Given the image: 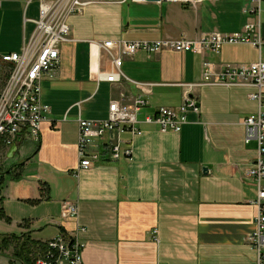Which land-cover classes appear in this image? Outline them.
Returning <instances> with one entry per match:
<instances>
[{"label":"crops","instance_id":"0c3cea01","mask_svg":"<svg viewBox=\"0 0 264 264\" xmlns=\"http://www.w3.org/2000/svg\"><path fill=\"white\" fill-rule=\"evenodd\" d=\"M0 1V55L20 53L35 30L39 3ZM251 6L250 0H98L69 19L70 41L61 48L60 67L42 82V101L51 113L41 140L23 143L13 158L11 148L4 150L0 264H25L17 252L18 243L27 240L34 243L28 254L33 261L60 234L84 244L83 264L256 263L248 238L259 214L258 189L247 173L258 153L256 142H245L243 120L259 112L250 98L257 89L198 85L205 62L217 74L264 61V47L225 45L219 54L139 53L127 58L122 70L146 84L143 92L128 82L97 85L93 43L192 40L259 23L264 38L263 7L259 18L246 13ZM139 94L149 100L139 115L142 134L122 136L131 156L113 161L101 149L99 162L79 169L78 117L107 119L111 100L130 103ZM187 97L197 100L200 114L190 112L181 133L145 124L147 116L177 109ZM64 203L79 205L77 219L62 218Z\"/></svg>","mask_w":264,"mask_h":264},{"label":"built area","instance_id":"2783aa9c","mask_svg":"<svg viewBox=\"0 0 264 264\" xmlns=\"http://www.w3.org/2000/svg\"><path fill=\"white\" fill-rule=\"evenodd\" d=\"M39 3V18L34 22L35 30L23 45L20 53L0 55V69L8 72V78L0 92V168L4 150H9L18 136L41 140L42 126L51 113V108L42 101V82L58 70L61 63V48L69 42V19L82 15L85 8L98 0H33ZM127 1V0H124ZM140 2L142 0H133ZM166 1V0H162ZM188 4L191 0H173ZM252 6L246 13L261 17L264 0H250ZM1 7V1H0ZM259 24H247L242 32L208 33L195 39H163L157 41L104 40L94 41L98 49L97 85H111L124 82L135 85L143 91L144 83L134 82L123 72L127 58L139 53L156 54L163 51L177 53L219 54L225 45L252 44L260 50L264 47ZM194 85H190L191 89ZM198 86L253 87L256 94L250 98L259 104L257 115L243 120L245 142L257 143L258 156L249 169L247 177L258 189V199L254 203L259 214L255 219V231L248 238L251 247L257 252L255 264H264V61L239 68L228 66L220 73L214 72L210 62L204 63V81ZM144 92V91H143ZM111 100L108 117L104 120H86L78 117L79 169L88 170L102 158L101 149L107 151L110 159L117 161L123 156H131L132 150L124 149L122 136L130 133L141 135L138 127L139 115L149 105L148 98L139 94L130 103ZM200 114L196 99L187 97L177 109L163 108L155 116H147L145 124L156 125L162 133H181L188 124V114ZM67 120V117L65 118ZM108 138L105 144L101 141ZM63 219H77L79 205L64 203ZM84 244L77 237L67 238L60 234L37 251L34 264H83Z\"/></svg>","mask_w":264,"mask_h":264},{"label":"trees","instance_id":"16d2710c","mask_svg":"<svg viewBox=\"0 0 264 264\" xmlns=\"http://www.w3.org/2000/svg\"><path fill=\"white\" fill-rule=\"evenodd\" d=\"M7 78H8V72H7ZM6 78V79H7ZM15 179L19 180V177H15ZM13 240L17 241L19 238L17 237H12ZM34 243H31L29 240L25 241L24 243L19 244L18 243V252L17 254L22 257V260L24 261L25 264H34V261L28 256L29 254V247L33 245Z\"/></svg>","mask_w":264,"mask_h":264},{"label":"water","instance_id":"95a60500","mask_svg":"<svg viewBox=\"0 0 264 264\" xmlns=\"http://www.w3.org/2000/svg\"><path fill=\"white\" fill-rule=\"evenodd\" d=\"M145 2H150V3H161L162 0H142ZM191 1H199V0H191ZM24 143L22 136H18L16 138V142L13 144V146L11 147L8 157L9 158H13L15 157L16 152L19 150V148L21 147V145ZM204 173H207L209 171L208 168H204L203 169Z\"/></svg>","mask_w":264,"mask_h":264},{"label":"rangeland","instance_id":"374dc122","mask_svg":"<svg viewBox=\"0 0 264 264\" xmlns=\"http://www.w3.org/2000/svg\"><path fill=\"white\" fill-rule=\"evenodd\" d=\"M232 4H234V2H232ZM263 10H264V4H263ZM262 24H264V13L262 15ZM6 78H7V71L4 69H0V92L6 82ZM25 145L29 146L35 145V140H33L31 137H26V142H24Z\"/></svg>","mask_w":264,"mask_h":264}]
</instances>
